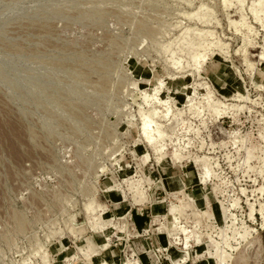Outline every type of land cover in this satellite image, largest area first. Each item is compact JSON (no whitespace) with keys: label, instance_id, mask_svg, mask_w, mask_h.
Segmentation results:
<instances>
[{"label":"rangeland","instance_id":"obj_1","mask_svg":"<svg viewBox=\"0 0 264 264\" xmlns=\"http://www.w3.org/2000/svg\"><path fill=\"white\" fill-rule=\"evenodd\" d=\"M261 1L0 0V264H264Z\"/></svg>","mask_w":264,"mask_h":264},{"label":"bare ground","instance_id":"obj_2","mask_svg":"<svg viewBox=\"0 0 264 264\" xmlns=\"http://www.w3.org/2000/svg\"><path fill=\"white\" fill-rule=\"evenodd\" d=\"M261 1V0H260ZM262 1H264V0H262ZM261 1V2H262ZM255 12H256V9L254 10ZM257 14V13H256ZM257 17V16H256ZM264 58V57H263ZM167 107H169V106H167ZM166 110H168V108L166 109ZM170 110V109H169ZM163 113V112H162ZM167 113L169 114V112L168 111H165V113H163L162 115H167ZM171 113V112H170ZM151 122H155V124H154V126L153 127H150V123ZM142 129H143V132H144V135H145V137H146V139H147V141L148 142H154L153 140H155V135H157V134H159L160 133V127H159V124L158 123H156V121H152L151 119H150V115H144L143 116V119H142ZM206 165V164H205ZM203 168H205L206 170H207V167H205V166H203ZM211 170V169H210ZM205 171V170H204ZM204 174H206V172L204 173ZM250 210H252V209H250ZM261 210V209H260ZM263 217V219H264V215L262 216ZM180 229V228H179ZM245 230H244V232H241V234H239V238H243V239H245L246 237H248V235L252 232V231H254L255 230V228L254 227H252V228H248V226H247V228H244ZM181 230H182V228H181ZM180 231V230H179ZM183 231V230H182ZM181 231V232H182ZM237 235H238V233H237ZM185 241V240H184ZM183 241V242H184ZM228 245H230L229 244V242H228ZM231 246V245H230ZM232 247V246H231ZM233 249H234V247H233ZM222 256V255H221ZM220 256V257H221ZM223 261L225 260L227 263L226 264H230V263H228V260H229V258H230V254H224L223 256ZM221 257V258H222ZM135 264V263H134Z\"/></svg>","mask_w":264,"mask_h":264}]
</instances>
